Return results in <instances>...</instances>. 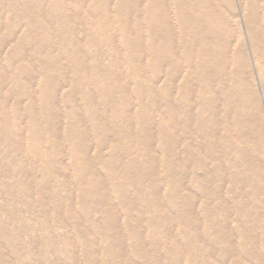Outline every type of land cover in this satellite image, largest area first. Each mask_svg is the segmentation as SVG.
Instances as JSON below:
<instances>
[{"label":"bare ground","instance_id":"obj_1","mask_svg":"<svg viewBox=\"0 0 264 264\" xmlns=\"http://www.w3.org/2000/svg\"><path fill=\"white\" fill-rule=\"evenodd\" d=\"M69 1L74 2L75 10L83 8L87 16L92 18V22L97 27L95 35L99 32L103 41L112 43L114 34L105 30V18L101 16L97 22L93 20L97 11L105 9L102 4L98 5V0ZM238 1L243 4L252 55L261 81L264 82V0ZM139 2L140 0H117L116 4V11L129 22L126 24L122 20L118 21V29L121 33L120 44L125 47V61L129 62V69L131 68L137 77L135 84L129 87L130 91L137 97V103L143 111L148 105L156 103L153 92L154 80L160 77L159 126L154 130L145 125L148 121L144 124L140 123L141 113L137 111L138 130L150 131L148 134L150 141L154 136L158 137L162 157L168 158L178 153L177 157H181L178 170L183 173L182 177H185L188 164L193 165L191 183L201 201V218L198 221L193 215L191 206L193 200L197 201L198 198L184 193L185 179H172L168 163H162L164 181L168 185V195L172 206L180 209V215H176L175 221L185 225L183 233H186L187 221L182 215L191 213L193 221L189 226H192L191 230L194 231L196 247L205 250L206 258L203 264H226L229 259L232 264H264V213L257 211L255 206L256 202L264 204V187L261 186L264 183V177L261 176L258 165L260 155L264 158V117L253 85V69L249 65L248 55L246 56L244 49L246 41L240 38L242 34L240 35L230 22L232 20L236 25L239 14L229 16L232 11V0H143V6ZM4 4L9 6L17 18L22 17L27 20V32L25 31L19 37L18 43L13 45V50L5 57L8 68L12 60L16 61L15 72L10 81L20 85L22 94L17 95L8 89L5 97L2 98L3 84L0 82V111L4 118L0 122V133L7 142L11 145L13 143V147L17 145L19 152L24 133L29 144L39 147L38 152L43 161L40 166L46 168L45 171L51 175L56 171L65 174L61 166L60 169L57 168L61 164L57 158L62 154L59 136L63 134L61 140L69 147L67 155H69L71 167L77 173L75 200L90 215L89 217L92 214L101 213V217H96L97 219L89 220V222L94 227V232L97 229L110 246L114 242L113 231L109 230L110 235L107 236L103 232L105 228L108 229L109 210L104 203L102 205V202L96 201V198H99L101 186L93 172V165L89 161L87 147H85L87 134L79 124V115L70 110L65 116L68 125L64 126V131L61 133L59 126L54 125L58 114L54 109H58L59 106L53 95L59 90V86L58 83L54 85L49 76L53 64H38V76L33 73L35 57L39 55L40 41L48 42V39L54 38L55 43L61 46V51H64V55L69 57L64 48L63 36L58 32H52L48 24H53L56 29L66 27L70 24V18L67 15L58 16V18L47 16L48 19L43 22V16L40 17V13H35L32 0H0V7ZM66 4L64 0L52 2L55 11L62 10ZM141 10L144 12L143 20L139 16ZM131 16H133L134 26L132 20L129 21ZM143 29L145 35L142 33ZM42 30L45 31L44 34L48 39L43 37ZM7 37L6 35L5 39ZM144 37H146V43L142 44ZM89 39L92 40V37H88L86 41ZM4 43L5 40L0 42V54ZM27 44L33 48L29 53L24 50ZM55 59L58 61L59 56ZM104 68L106 72L103 75L100 71L92 70L91 79L94 84L83 88L82 91L85 97L83 107L90 122L92 136L98 146L92 162L95 165L100 164L102 146L99 145L103 143L102 140L109 137L112 145L105 170L109 172V177L120 175L122 181L133 185L136 193L130 201L124 200L121 196L119 198L126 202L128 210L135 206L136 201L139 202V205L143 206L140 208V215H142L149 210L150 201L140 193V185L144 181L149 187L155 184L154 176L150 174L146 166V160L152 161V158L146 150L145 160L140 150L134 153L132 151L134 140L129 132L120 134L116 126L106 124V121L100 117L105 115L103 108L108 98L116 95L113 93L115 89L124 85L116 73L111 72L108 67ZM145 71L151 74L152 81L143 89L139 78ZM35 79H38V102L49 112L48 114L40 111V116L45 117L42 121H37L38 114L32 107L35 98L32 87ZM78 88L79 84L74 80L71 81L70 89L66 95L62 96L61 106L72 103L71 96ZM106 88L111 91L110 94L105 91ZM51 89L54 91L50 92ZM94 94H97L101 100L95 107H93ZM11 97L13 99L11 116H8L5 107L7 99ZM23 100L27 101L29 128L27 133L23 131L19 120V105ZM125 104L123 95H116L114 112L118 113L120 107ZM9 127L12 128V134L7 132ZM137 142L140 143L139 138ZM173 143L175 147L171 149L170 145ZM119 146H122L127 154L126 162L120 159ZM115 155L119 156L118 161L115 160ZM120 167H124L122 171H118ZM17 174L16 172L14 179L18 186L27 192L26 183ZM85 182L91 192L83 190ZM226 182L229 183L233 194V209L227 206L220 192L221 185ZM208 184L213 186L210 187ZM43 185V181L38 183L39 187ZM174 186L179 188L180 194L172 193ZM246 189L255 201L248 202L245 195L239 192ZM114 191L118 192L116 186ZM206 197L212 198L208 204ZM24 201L28 203V207H37L41 217L45 214L41 197L35 203L34 198L28 194ZM155 203L154 201L153 204ZM230 210L235 214L233 227L238 236V248L244 253L242 257H238L234 252L227 230L226 224ZM242 217L245 221L241 220ZM96 223L100 225L96 226ZM159 223H164L162 218L150 217L149 228L158 230L159 226L161 227ZM199 224L203 232H199ZM163 234L160 240L164 244L170 243V237L164 232ZM208 234L209 241L204 242ZM257 244L263 257L253 254L247 247L249 245L253 248ZM220 247L222 250L218 257ZM246 248L248 252H245ZM207 249L210 255L207 254ZM29 254L34 255L31 251ZM142 256L146 258L145 251L142 252ZM187 257V264L192 263L189 255ZM217 257L219 259L216 261ZM70 258L73 259V256L71 255Z\"/></svg>","mask_w":264,"mask_h":264},{"label":"rangeland","instance_id":"obj_2","mask_svg":"<svg viewBox=\"0 0 264 264\" xmlns=\"http://www.w3.org/2000/svg\"><path fill=\"white\" fill-rule=\"evenodd\" d=\"M64 1L67 4L64 5L63 9L55 11L52 5L53 0H32V4L35 5V13H40V17L43 16V22L48 19L47 16L58 18V16L67 15L70 18V24L66 27L56 29L53 24H48L52 32H58L63 36L64 48L67 50L69 57L64 55V51H61V46L55 43L54 38L48 39L44 34L45 31L42 30L43 37L48 39V42L40 41L38 43L40 50L39 55L35 57L33 73L38 76V64H53L49 76L52 78L53 84L58 83L59 86V90L53 95L57 106H59L58 109H54L56 113L58 112L54 125L59 126L61 133L64 131V126L66 125L67 127L68 125L65 119L66 114L73 110L75 114L79 115V124L87 134L85 147H87L86 151L89 161L93 165V172L101 186V192L96 201L102 202V205L104 203L109 210L108 229L105 228L103 232L107 236L110 235L109 230L113 231L114 242L110 246L107 245L104 236H100L96 228L94 232V227L89 222V220L101 217V213L92 214L89 217L90 215L75 200L77 194L75 176L77 173L71 167V161L69 155H67L69 147L66 142L61 140L63 134L59 136L62 154L57 158L61 163L57 168L60 169L61 166L65 170V174L56 171L51 175L45 171L47 170L46 168L40 166L43 161H41V156L38 152L39 147L29 144L27 142L28 138L24 133L22 134L20 152L17 150V145L13 147V143L11 142V145L10 142H7L0 133V264H187L188 255L192 259L190 264H203V260L206 258L205 250L196 247L194 231L191 230L192 226H189L193 221L191 213L187 212L182 215L187 221L186 233H183L185 225H180L175 221L176 215H180V209L172 206L168 195V185L164 181L165 175L162 163H168V170L172 179H185L183 184L184 193L195 195L198 198L197 201L193 200L191 206L193 215L200 221L201 201L195 187L191 183V174L194 172L193 165L188 164L185 177H182L183 173L178 170L180 168L179 162H181V157H177L178 153L177 155L176 153L172 154V157H162L158 137L154 136L150 141L148 140L150 131L138 130L139 122L144 124L148 121L145 125L152 127L154 130L159 126L160 94L158 87L160 85V77L154 80L155 89L153 92L156 103L148 105L143 111V108H140V104L137 103V97L131 93L129 88L135 84L137 77L133 70L129 69V62L125 61V47L120 44L121 33L118 29V21L122 20L126 24L129 22L123 19L122 14L116 11L117 0H98V5L102 4L105 9H100L93 16V20L96 22L101 16L105 18V30L114 34L112 43L103 41L99 32L95 35L97 27L83 8L75 10L73 1ZM139 3L141 6L144 5L143 0H140ZM232 4V11H230L229 16L239 15L236 25L230 19L231 26L234 25L236 31L240 32V35L242 34L240 38L246 41L244 49L246 56L248 55L249 65L253 69V85L257 102L264 117V82L261 81L259 70L256 69V63L252 55L243 4H240L238 0H232ZM18 6V3H16V7ZM234 10H238V12H234ZM0 12V42L5 40L0 54V68L2 69L0 82L3 84L1 96L4 98L8 89L17 95L22 94L20 85L10 81L12 74L15 72L16 61L12 60L8 68L5 57L13 50V45L18 43L17 40L26 31L27 20L22 17L17 18L7 4L0 7ZM139 16L143 20V10H141ZM131 20L134 26L133 16L129 18V21ZM28 32L32 33L31 31ZM142 33L145 35L144 29ZM6 35L8 37L5 39ZM88 37H92V40L86 41ZM145 40L146 37L142 39V44L146 43ZM24 50L29 53L33 48L27 44L24 46ZM51 56L52 58H49ZM56 56H59L58 61L55 59ZM104 67H108L111 72L116 73L122 80L124 85L116 88L113 93L123 95L126 104L120 107L118 113H115L113 105L116 95H111L103 108L105 115H100V117L106 121V124L116 126L120 134L124 135L129 132L134 140L132 147L134 153L140 150L145 160L146 150L152 158V161L146 160V166L150 174L154 176L155 184L149 187L144 181L140 185V193L142 196H146L144 197L146 200L150 201L149 210L142 215H140V208H143V206L139 205V202L136 201L135 206L128 210L126 202L119 198L121 196L124 200L130 201L136 193L133 185L122 181L120 175L109 177V172L105 170L112 145V140L109 137H104L106 140H102L103 143L99 145L102 146L100 164L95 165L92 162L94 155L98 151V146L92 136L90 122L83 107L85 97L82 91L83 88L94 84L91 79L92 70L100 71V74L103 75L106 72ZM139 79L143 89L152 81L151 74L148 71H145ZM73 80L79 84V88L71 96L72 103L69 102L70 104L61 106L62 96L67 94ZM37 86L38 79H35L32 87L33 97L35 94L32 107L34 112L38 114L37 121H42L45 117L40 116V111L48 114L49 112L43 109L45 107H41L38 102ZM53 91L52 89L50 90V92ZM105 91L108 94L111 93L107 88ZM144 98H146L145 95ZM12 101V97L7 99L5 110L8 116H11ZM100 101L98 95L94 94L93 107ZM19 111L21 126L23 131L25 130L24 132L27 133L29 131L27 126V101L23 100L19 105ZM137 111H140L142 118L139 122L136 119ZM3 119L0 111V122ZM11 129L10 127L7 128V132L10 134H12ZM137 138L140 139V143L137 142ZM119 147L122 149L118 150L120 159L122 162H126L127 154L122 146ZM174 147V143L170 145L171 149H174ZM33 153L35 154L33 155ZM119 156L115 155L116 161H118ZM258 165L260 174L264 177V158L262 155H260ZM123 168H118V171H122ZM16 172L18 177L26 183L27 192H24L14 179ZM198 174L201 173L198 172ZM41 181H43L44 185L39 187L38 183ZM84 185L86 187L84 186L83 190L91 192L86 182ZM114 186L118 188L117 193L114 191ZM208 186L211 187L213 185L208 184ZM261 186L264 187V183ZM220 192L227 206L233 209V194L228 182L221 185ZM239 192L245 195L248 202L255 201L247 189L239 190ZM172 193L180 194L179 188L176 186L172 187ZM26 194L31 195L35 203L40 197L43 199L45 214L42 217L37 207H28V203L24 201ZM211 199V197H206V203L208 204ZM154 201L156 202L155 205L153 204ZM85 202L88 203L87 201ZM255 206L257 211L264 213L263 202H256ZM228 214L230 216L226 226L229 237L233 244L234 252L238 257H242L244 253L238 248V236L233 227L235 214L232 210ZM150 217L163 219L164 223H159L161 227L159 226L158 230L149 228ZM241 220L245 221V218L242 217ZM95 225L99 226L100 224L96 223ZM199 227V232H203L200 224ZM163 232L170 237V243L164 244L160 240L161 236L164 235ZM208 241L209 234L205 237L204 242ZM247 247L251 249L253 254L263 257L258 244L253 248L249 245ZM221 250L222 248L220 247L218 249V257L221 254ZM29 251L34 255L30 256ZM144 251L147 255L146 258L142 256ZM245 252H248V248H246ZM207 254L210 255L208 249ZM71 255L73 259L70 258ZM218 257L216 261L219 259ZM229 260H227L226 264H232Z\"/></svg>","mask_w":264,"mask_h":264}]
</instances>
